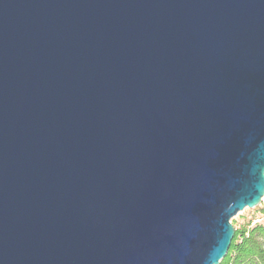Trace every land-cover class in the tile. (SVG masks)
<instances>
[{
	"label": "water",
	"instance_id": "obj_1",
	"mask_svg": "<svg viewBox=\"0 0 264 264\" xmlns=\"http://www.w3.org/2000/svg\"><path fill=\"white\" fill-rule=\"evenodd\" d=\"M264 199V0H0V264H221Z\"/></svg>",
	"mask_w": 264,
	"mask_h": 264
},
{
	"label": "trees",
	"instance_id": "obj_2",
	"mask_svg": "<svg viewBox=\"0 0 264 264\" xmlns=\"http://www.w3.org/2000/svg\"><path fill=\"white\" fill-rule=\"evenodd\" d=\"M221 264H264V224H257L249 231L236 230Z\"/></svg>",
	"mask_w": 264,
	"mask_h": 264
},
{
	"label": "rangeland",
	"instance_id": "obj_3",
	"mask_svg": "<svg viewBox=\"0 0 264 264\" xmlns=\"http://www.w3.org/2000/svg\"><path fill=\"white\" fill-rule=\"evenodd\" d=\"M263 206H258L256 209H246L240 212L237 216L232 219V224L234 228L238 231H249L252 227V219L261 215L264 212V202Z\"/></svg>",
	"mask_w": 264,
	"mask_h": 264
},
{
	"label": "built area",
	"instance_id": "obj_4",
	"mask_svg": "<svg viewBox=\"0 0 264 264\" xmlns=\"http://www.w3.org/2000/svg\"><path fill=\"white\" fill-rule=\"evenodd\" d=\"M259 206H263V205L261 204ZM257 224H264V212L261 215L257 216L256 218L252 219V225L256 226Z\"/></svg>",
	"mask_w": 264,
	"mask_h": 264
}]
</instances>
